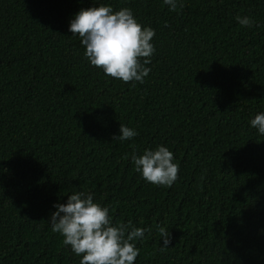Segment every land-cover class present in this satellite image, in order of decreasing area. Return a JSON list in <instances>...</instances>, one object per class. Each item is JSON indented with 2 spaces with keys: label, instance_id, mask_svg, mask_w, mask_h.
I'll return each mask as SVG.
<instances>
[{
  "label": "trees",
  "instance_id": "16d2710c",
  "mask_svg": "<svg viewBox=\"0 0 264 264\" xmlns=\"http://www.w3.org/2000/svg\"><path fill=\"white\" fill-rule=\"evenodd\" d=\"M182 3L0 0V264H79L47 223L76 191L149 229L134 264H264V135L249 124L264 111V0ZM99 4L155 30L142 84L90 66L68 30ZM120 124L138 134L114 140ZM157 144L179 165L171 187L134 170Z\"/></svg>",
  "mask_w": 264,
  "mask_h": 264
},
{
  "label": "clouds",
  "instance_id": "9594fccd",
  "mask_svg": "<svg viewBox=\"0 0 264 264\" xmlns=\"http://www.w3.org/2000/svg\"><path fill=\"white\" fill-rule=\"evenodd\" d=\"M169 11L183 7L182 0H162ZM237 23L246 28L256 24L250 16L237 15ZM68 30L78 36L83 55L90 66L100 68L106 76L123 82L143 83L151 71L155 51L152 38L155 30L142 26L131 9L113 10L110 4L81 8L68 23ZM249 124L264 135V111L257 112ZM137 131L124 124L114 140H131ZM134 170L146 182L171 187L177 179L179 165L173 152L165 145L145 148L139 155L133 153ZM48 224L51 231L62 237V244L79 257V264H134L139 255L137 241L146 239L149 231L131 222L114 223L109 208L94 201L93 193L76 191L64 203H54ZM164 252L171 241V234L163 225H156Z\"/></svg>",
  "mask_w": 264,
  "mask_h": 264
}]
</instances>
